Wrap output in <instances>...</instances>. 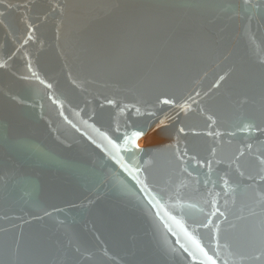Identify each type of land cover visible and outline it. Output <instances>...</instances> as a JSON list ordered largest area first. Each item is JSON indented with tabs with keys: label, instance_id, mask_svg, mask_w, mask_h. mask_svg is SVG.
Here are the masks:
<instances>
[{
	"label": "water",
	"instance_id": "1",
	"mask_svg": "<svg viewBox=\"0 0 264 264\" xmlns=\"http://www.w3.org/2000/svg\"><path fill=\"white\" fill-rule=\"evenodd\" d=\"M0 65V264H264V0H0Z\"/></svg>",
	"mask_w": 264,
	"mask_h": 264
},
{
	"label": "snow or ice",
	"instance_id": "2",
	"mask_svg": "<svg viewBox=\"0 0 264 264\" xmlns=\"http://www.w3.org/2000/svg\"><path fill=\"white\" fill-rule=\"evenodd\" d=\"M0 66H2V65H0ZM164 103H169V101H164ZM246 127H247V126H246ZM139 135H140L139 132L134 133V136H139ZM196 246H197V248H199V250L204 254V256H205L209 261H211V264H216L215 260H213L212 257H209V256L207 255V253L204 252L203 248L200 247V245H199L198 242L196 243ZM258 258H259V257H257V259H258Z\"/></svg>",
	"mask_w": 264,
	"mask_h": 264
},
{
	"label": "bare ground",
	"instance_id": "3",
	"mask_svg": "<svg viewBox=\"0 0 264 264\" xmlns=\"http://www.w3.org/2000/svg\"><path fill=\"white\" fill-rule=\"evenodd\" d=\"M143 144H144V141H143L142 139L138 140V142H137V146H138L139 148H141V147L143 146Z\"/></svg>",
	"mask_w": 264,
	"mask_h": 264
}]
</instances>
